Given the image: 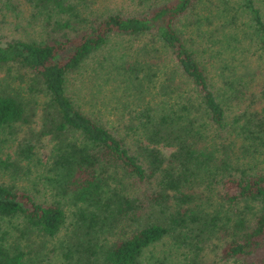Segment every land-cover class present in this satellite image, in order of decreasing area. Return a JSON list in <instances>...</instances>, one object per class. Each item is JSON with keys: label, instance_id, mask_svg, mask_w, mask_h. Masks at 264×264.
<instances>
[{"label": "trees", "instance_id": "16d2710c", "mask_svg": "<svg viewBox=\"0 0 264 264\" xmlns=\"http://www.w3.org/2000/svg\"><path fill=\"white\" fill-rule=\"evenodd\" d=\"M25 2L0 0V152L11 145L0 157L7 175L0 179V221L21 220L6 244L9 230L0 228V264H33L31 235L43 241L62 227L63 253L76 261L92 253L96 264H139L143 250L163 237L199 250L211 234L227 231L223 256L264 264V171L254 165L264 150V98L252 95L262 98L260 109L231 110L245 79L255 76L240 77L235 89L239 76L228 64L232 48L264 50L259 0H136L126 12H95L90 0ZM19 20L40 25L43 35L2 30ZM193 33L211 42L206 60L198 58ZM112 35L144 39L137 49L147 55L121 50L102 65L92 56ZM159 48L170 52L183 79L173 84L169 70L160 91L151 92ZM88 58L96 61L95 79L117 77L115 99L128 101L109 123L66 91ZM44 149L48 162L36 176L59 193L49 201L16 184Z\"/></svg>", "mask_w": 264, "mask_h": 264}, {"label": "rangeland", "instance_id": "374dc122", "mask_svg": "<svg viewBox=\"0 0 264 264\" xmlns=\"http://www.w3.org/2000/svg\"><path fill=\"white\" fill-rule=\"evenodd\" d=\"M21 1L23 4L26 3L25 0ZM135 1L136 0H90V4L91 8H93L95 12H104L108 10L111 11L114 9H120L123 12H126L131 10L134 5H137ZM259 2L263 7L262 9L264 12V0H259ZM26 10L27 5H24L19 11V16L15 18L17 20L21 19L20 17L23 15L21 12L24 13L26 12ZM19 23L20 25L17 28L13 27L10 23H6V25L3 26L4 29L2 28V30H6L8 33L27 37H37L43 35L40 25H37L35 23L25 24V22H22V20H19ZM193 37L195 40L194 46L199 48L196 49L198 51L197 55L199 56V60H206L208 56H211L208 54L209 52H213V49H211L212 47H207V45L205 44H207L208 42L209 44H211V42H202L204 38H201L196 33H193ZM141 40L143 41L144 39ZM141 40L138 38H133L131 36L112 35L110 36L106 45L98 49L94 56H92V58L97 60L98 62L101 61L102 65H104L105 63L102 60L111 55L120 53L121 50H124V52L130 55H139L140 58L141 56L147 55L145 52H139V50L137 49V47L141 44L139 42H142ZM202 48H204V50ZM68 49L69 48L66 47L65 52H67ZM159 49L160 50L155 53V57L157 58V74L151 82V87H149L151 92L160 91V83L165 80V72L169 70H173V84L180 85L183 79L177 66L175 65L174 58L172 57L170 52H168L167 50H163L162 48ZM134 50H137L138 53L134 52ZM228 50L230 51L231 49ZM232 51L231 55L234 54V56L229 55L228 64L230 69H232L234 72L233 75L239 76L233 82L234 88L238 89L237 80L240 79V77L244 78L250 75L255 77L252 80L248 81L245 79L244 87L241 86L243 88L241 90L244 94L242 96L240 95L239 102L233 100V102L229 103V106L231 107L230 109L238 113L240 111L239 107L243 108L244 104H249L247 107H245L247 111H251L253 108L260 109L263 103L262 98L258 100L252 99V95L258 94V92L261 91L264 98V89H262V87H264V50L259 48H249V50H234L232 48ZM93 63H95L96 65V61L88 58L78 71L72 73L68 77V80L66 81V91L73 94L74 98H76V101H79L78 103L82 108H84L85 112H88L92 116H97L96 119L98 120L105 122L108 120L106 123H109L115 119L114 111L121 108L124 102L128 101H126L124 99L125 97L123 96L119 98L120 100L115 99V97L120 94L119 91L121 89L120 85L118 84L117 77H110L109 81L103 84H101V79L99 77L95 79L96 74L91 71ZM206 66L209 69V65L206 64ZM228 76H230L231 78L232 75L230 74ZM214 77L216 82L223 87L224 84L221 80V76L214 75ZM184 86L186 89L189 87L187 85ZM159 94L161 93H158V95ZM113 104L116 106L115 108H112ZM10 150L11 145L6 144L0 152V157H4L8 153H10ZM40 152H38L40 153L38 158L39 160L36 161V159L33 157L28 166L30 173L25 178H23L22 175H18L16 184L18 187L28 190L32 195L34 194L36 198L49 201L51 198V194L58 195L59 193H57V188L54 189L52 187V184H50L52 181L46 183L38 178V175L36 176V172L38 171L41 173L42 169L48 162L46 150L44 149ZM262 152L263 153L261 154H256V159H254V165L257 167L258 171H264V150ZM245 154L248 155V153ZM249 164H251L252 166L253 159L249 161ZM31 165L34 167L30 168ZM244 168L248 169L247 166ZM6 178L7 175L0 172V179L5 180ZM203 193L204 191L202 192V194H199V196H205V193ZM66 210H68L67 206ZM248 211L249 210H242V213H247ZM66 219L68 220V217ZM224 220V217H221L220 220L219 218H217L216 223H221ZM16 222L20 223L21 220L16 218L10 221H0V228L7 227V230H9L8 233L2 234V237L5 238V244L9 241H12L17 234L16 226H14ZM226 224L231 225V221H228ZM65 232V228L62 227L58 231V233L51 236L50 238H44L43 241L35 236V234H32L31 236L33 237V241L36 243L34 245V249L38 247V249H35L34 252L28 253L30 259L34 261L32 263L86 264V260L87 258H89V262L87 264H96L94 263L95 260L92 258V256H94L92 255V253H90L89 255L83 254L84 257L81 256V259L79 258V261L75 260V255H72V257L69 258L65 256L67 255L63 253L64 251H66V247L64 245ZM226 233L227 231H219L215 234H211L210 238L203 243L199 250H197L198 246L194 247V242L186 244L183 240L180 239L181 243H172V240L169 236L166 238L163 237L161 240L155 242L153 245L146 247L143 250L142 256L139 258V264H242V260H244L242 256L226 257L221 253L223 246L230 239V236ZM111 236L112 235L110 234L108 237ZM19 240L20 239H18V241ZM38 241H41V243L38 244ZM19 242L23 247L24 240ZM36 250L38 251L37 253Z\"/></svg>", "mask_w": 264, "mask_h": 264}]
</instances>
